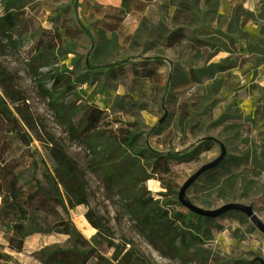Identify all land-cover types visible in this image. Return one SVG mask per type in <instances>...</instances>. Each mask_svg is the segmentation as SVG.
<instances>
[{
    "label": "rangeland",
    "instance_id": "374dc122",
    "mask_svg": "<svg viewBox=\"0 0 264 264\" xmlns=\"http://www.w3.org/2000/svg\"><path fill=\"white\" fill-rule=\"evenodd\" d=\"M259 1L0 0V264H264Z\"/></svg>",
    "mask_w": 264,
    "mask_h": 264
},
{
    "label": "water",
    "instance_id": "95a60500",
    "mask_svg": "<svg viewBox=\"0 0 264 264\" xmlns=\"http://www.w3.org/2000/svg\"><path fill=\"white\" fill-rule=\"evenodd\" d=\"M233 208L239 209L241 212L246 214L252 220V222L256 225V227L264 233V226L254 217V215L250 211H248L247 209H245L243 207H239L236 205L229 206L228 209H226V210H230ZM222 212L223 211H220V213H222Z\"/></svg>",
    "mask_w": 264,
    "mask_h": 264
},
{
    "label": "trees",
    "instance_id": "16d2710c",
    "mask_svg": "<svg viewBox=\"0 0 264 264\" xmlns=\"http://www.w3.org/2000/svg\"><path fill=\"white\" fill-rule=\"evenodd\" d=\"M126 3H127V0H121V5L125 6ZM259 4H260V8H259V10H260V16H259V19L264 20V0H260L259 1ZM8 175L5 174L2 177L5 178ZM2 264H21V263L13 259V260H10V261H4Z\"/></svg>",
    "mask_w": 264,
    "mask_h": 264
}]
</instances>
